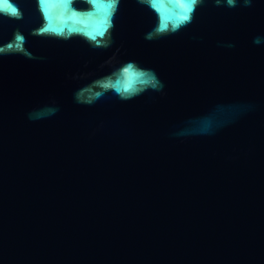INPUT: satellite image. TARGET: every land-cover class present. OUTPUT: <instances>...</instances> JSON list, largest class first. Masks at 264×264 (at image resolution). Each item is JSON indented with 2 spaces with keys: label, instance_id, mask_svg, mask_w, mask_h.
<instances>
[{
  "label": "water",
  "instance_id": "95a60500",
  "mask_svg": "<svg viewBox=\"0 0 264 264\" xmlns=\"http://www.w3.org/2000/svg\"><path fill=\"white\" fill-rule=\"evenodd\" d=\"M8 2L0 264H264V0H204L175 33L154 30L177 0H120L95 41Z\"/></svg>",
  "mask_w": 264,
  "mask_h": 264
},
{
  "label": "clouds",
  "instance_id": "9594fccd",
  "mask_svg": "<svg viewBox=\"0 0 264 264\" xmlns=\"http://www.w3.org/2000/svg\"><path fill=\"white\" fill-rule=\"evenodd\" d=\"M7 6L14 9V14L12 12L5 11L3 7H0V12H7L13 17L20 19L21 13L19 9L12 3L6 0ZM39 10L43 13L44 20L46 21L45 26L42 27L39 32L40 34H51L65 40L70 39L73 35H80L95 41L98 36L103 37L109 29L113 27L112 17L118 8L120 0H105V10L101 13V5L98 0H79V2L88 5L89 7L84 10H77L73 5L78 2V0H37ZM139 3H149L153 8L155 4L152 0H138ZM53 3H59L65 10L66 15L59 19V22H54L52 17L49 15V7ZM204 3V0H177V10L171 13L167 18V22L161 21L160 25L154 30L157 33H165L169 30L173 33L177 32L181 27H184L192 22L193 13L198 5ZM216 6H225L228 8H235L239 3V0H215ZM252 0H243V5L245 7L251 6ZM110 9L111 11H107ZM95 10V11H93ZM100 17L96 19V17ZM81 18H87L81 19ZM103 28V31L99 29ZM91 29V30H89ZM20 38L19 36L17 37ZM254 44L264 43V36H257L253 40ZM228 47H233L229 44ZM5 51L0 49V52ZM132 67V65H128ZM147 76L148 83L151 84L153 89L162 90L164 85L156 77L155 73L151 70L141 73ZM99 95V94H98ZM130 98V97H122ZM77 100H79V94H77ZM53 114L58 109L51 110Z\"/></svg>",
  "mask_w": 264,
  "mask_h": 264
},
{
  "label": "snow or ice",
  "instance_id": "6c2138e0",
  "mask_svg": "<svg viewBox=\"0 0 264 264\" xmlns=\"http://www.w3.org/2000/svg\"><path fill=\"white\" fill-rule=\"evenodd\" d=\"M0 7H3L5 11L12 12L14 14V9L7 6L6 0H0ZM125 71H127V69Z\"/></svg>",
  "mask_w": 264,
  "mask_h": 264
}]
</instances>
